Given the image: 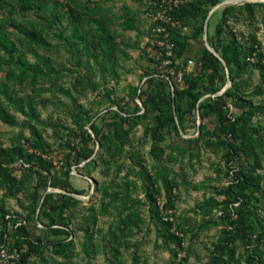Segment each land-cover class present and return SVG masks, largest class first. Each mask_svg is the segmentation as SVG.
<instances>
[{"label": "trees", "instance_id": "obj_1", "mask_svg": "<svg viewBox=\"0 0 264 264\" xmlns=\"http://www.w3.org/2000/svg\"><path fill=\"white\" fill-rule=\"evenodd\" d=\"M72 1L76 6L70 5L66 8L68 23L63 30L56 33L57 36L64 46L75 47L73 53L77 60L84 54L90 53L91 57L95 54L93 63L99 68L100 78L107 82V76L110 74L118 82L117 67L122 51L119 50V44L116 42V33L100 15L90 19L95 24V28L90 27L86 31L80 29L81 13L78 9L85 8V5L79 0ZM220 1L191 0L171 12L173 18L182 26L189 25L191 29L184 33L182 28L168 27L169 41L173 43L171 55H167L165 47L161 46L156 47L160 54L154 55L158 56L156 62L159 64L165 59L170 61L163 66L165 71H146L145 87H126L131 99L139 98L142 106L135 103L132 110H124L122 102L113 100L111 105L117 106L121 111L110 110L113 111L110 121H105L102 117L94 119L98 113L93 114L88 109L81 108L79 111L72 109L70 114L73 127L51 121L52 115H49L47 119L40 118L35 95L30 93L21 95L17 89L19 87L21 90L26 85L38 94L49 90L59 92L68 98L72 106L76 105L77 98L71 90L56 83L64 75V69L56 67L49 56L39 53V51L45 53L51 49L52 43L48 38L49 29L55 21L60 19L59 14L54 11L47 17L42 16L41 13L38 14L45 22L41 24L34 18L4 19L0 11V71L4 72V76L0 77V120L8 125L18 126L21 130L26 129L29 133L28 136H24V133L18 132L11 137L10 144L7 146H3L0 141V190H2L0 195V245L7 244L9 247L21 249L16 264H26L31 255H39L42 264H49L47 259L40 255V247H51L54 254L58 256L71 255L72 257L75 254L73 252L75 244L70 239L73 235L71 230L59 227L58 224L68 226L74 209L71 215H66V211L71 210L82 200L69 194L51 196L50 193H46L40 204L48 186L66 191L69 189L70 192L76 194L83 193V190L74 188L70 183L72 165H75L76 169L82 168L87 175H92V171L98 169L102 163L106 167L102 168L101 165L98 171L105 175L111 164L119 166L117 160L121 156H126L131 160L130 171L136 176L135 182L128 180L120 184L116 183L114 186H111L114 182H106L102 179L96 188V192L100 195L99 206L96 205V201H91L94 198L87 202L86 213L82 215L79 225L83 231L81 250L87 258V264H94L90 258L93 249L97 248L94 240V227L99 216L110 214L112 209L116 210L115 217L118 220L107 228L105 238L107 236L108 241L121 238L126 226L132 229L139 227V204L142 200L128 195L127 191L131 182H133L134 189L138 187L143 190L145 199L151 203L163 188L167 196V202L164 203L165 208L174 209L172 189L176 182L170 181V173L173 170L168 167L167 162L177 160V156L173 155L172 151L179 149V152L183 154L186 148H181L173 142L167 144L164 142L168 135L181 136L180 129L186 131L184 123L194 122L196 115L200 118L199 128H195V132L199 131L198 134L194 137L179 138L188 145L194 143L198 146L199 142L205 140L206 137H213L218 147L225 148L229 155H235V160L242 158L248 164L247 168L237 171L230 164L234 159L227 158L226 162L230 163L225 175L229 177L231 171L235 172V175L234 179L219 191V194L226 198L222 201L210 198L203 202L204 206L209 204L211 208L219 204L228 205L230 202H238L230 214L233 218L228 222L231 227L228 231L229 235L225 243L223 241L214 243L210 252L212 260L208 264H232L230 260L223 258V254H226V249L231 248L230 243L234 237L241 238L248 246L246 255L249 264H264V246L261 247V243L264 242V219L253 220L256 216V206L252 203L254 192L259 190L260 175L255 172L259 158L264 162V137L260 126L252 122V117L258 112H263L264 107L253 104L242 90L243 75L252 67L259 69L264 79V65L260 62L264 58L262 52L255 47L254 40L250 44L243 43L235 36L229 25L237 6H243L248 17L253 18L254 6H264V2L228 4L220 11H214L209 18L210 26L216 14L219 15L213 31L211 32L208 26L206 35L209 43L220 52L225 60L231 80V85L222 94L215 95L227 81L225 67L219 58L204 45L197 58L201 66L200 73L188 72L185 69L187 60L184 65L179 63V59L184 57L185 52L188 51L190 40L202 37L206 17L211 8ZM0 8H7L9 15L17 11L24 17L31 12L38 13L50 9L47 0H0ZM55 8L56 6L52 4L51 9L55 10ZM120 27L122 30L134 28L132 19L124 17ZM66 31H69L68 35H65ZM87 34L94 39L91 47L95 51L98 50L96 53H92L91 47L86 51H80L78 48V42L86 40ZM137 46V43L134 44V47ZM28 53L34 56L33 61L27 58ZM251 56H255L254 61L250 60ZM149 59L155 61L154 57H149ZM87 64L89 67L87 72H79V75L74 77L73 87L76 89L77 86L79 87L77 89L79 94L85 93L87 86L93 88L92 90L96 88V83L91 78L92 66L89 60ZM177 72H181V79L185 86H178L175 82L172 96L169 82L176 79ZM111 90L113 89L104 87L106 97L109 96ZM208 93L214 96H207L200 100L201 95ZM260 93H262L260 89L254 92V94ZM52 104L57 106L56 102ZM229 105H232L237 113L230 112ZM16 114H21L24 118L19 120ZM206 117L214 120L215 124L212 128L206 124ZM139 125L144 126L143 138L148 137L150 142L149 155L154 161L152 173L143 163L140 152L126 149L130 143L132 130ZM49 127L53 128L54 137L57 138H62L63 131H67L65 141L60 145L66 151L59 168L50 155L51 144L41 132V129ZM97 143L99 146L96 151ZM205 144H210V142L205 141ZM168 148L169 151H167ZM80 163L83 165L79 166ZM34 179H37L35 183H33ZM21 192L24 200L18 197ZM7 197L16 198L19 206L26 213L8 208L6 206ZM151 214L165 229L166 241L180 245V237L171 231L172 222L162 219L158 207H154ZM231 216L225 217L231 218ZM31 221H34L32 226L41 231L37 236L32 235ZM37 223L42 226L38 227ZM101 230L102 227H99L95 231L101 232ZM63 232L66 234L64 237H57ZM70 263V258L56 261V264Z\"/></svg>", "mask_w": 264, "mask_h": 264}, {"label": "rangeland", "instance_id": "obj_2", "mask_svg": "<svg viewBox=\"0 0 264 264\" xmlns=\"http://www.w3.org/2000/svg\"><path fill=\"white\" fill-rule=\"evenodd\" d=\"M79 1L85 5V8L78 9V12L81 13L80 29L86 31L90 27L95 28V24L90 19L100 15L105 23L116 33V42L119 44V50L122 51L119 58V66L117 67L119 73L118 82H116L115 78H112L110 74L107 76V82L100 78L99 68L93 63V55L95 54H92V57L90 53L84 54L77 60L73 53L75 47H69L68 45L64 46L61 39L57 36L56 33L63 30L68 23V10H66V8L70 7V5L75 7L74 1L47 0V4L50 7L48 11H40L38 13L31 12L26 17L19 15L20 13L17 11L15 14L9 15L7 13V8H0V11L3 13L1 17L4 19L7 18L9 20L10 17L17 18L18 20L34 18L41 24L45 22L40 19L38 14L41 13L44 17H47L52 11L59 14L60 19L55 21L54 25L49 29L48 38L52 43L51 49L45 53L42 51H39V53L40 55L44 54L49 56L56 67L64 69V75L56 83L71 90L77 98L76 105L72 106L68 98L61 95L59 92H52L49 90L38 94L31 87L26 85H24V88L21 90L19 87H17V89L21 95L25 93L35 95L40 118L47 119L49 115H52L51 121L55 123L61 122L69 127H73L72 116L70 114L72 109L74 111H79L81 108L88 109L93 114L95 112L98 113L94 119L102 117L105 121H110L113 113V111L110 110L121 111L117 106L111 105L113 100L122 102V108L124 110H132L135 103L142 106L139 98L131 99L128 88L126 87H145L146 77L144 75L146 71H165V68L160 65L161 63L159 64L156 62L157 58L154 56L156 53L155 46L152 44L148 46L150 44L149 40L153 37L150 31L152 24L151 20L146 18L144 13L154 0ZM52 4L56 6L55 10L51 9ZM228 4L242 5L243 3L237 1L225 5ZM225 5H221L213 10V12L220 11ZM253 10L254 17L249 18L244 7L237 6L229 21V25L235 36L243 43L250 44L254 40L255 47L262 52L264 58V6L255 5ZM124 17H130V19H132L134 28H129L128 30L121 29L120 23ZM218 17L219 15L217 13L212 19L210 26L209 24L207 25V29L209 26L211 32L214 29ZM190 29V26L187 25L186 30L182 29V31L187 33ZM84 31L82 32L85 34ZM68 34L69 31H66L65 35ZM93 40V37L87 34L86 40L78 42L79 50L86 51L87 48L91 47ZM136 43L138 46L134 47ZM203 45V35L195 40H190L188 51L185 52L184 57L179 59L181 65H184L186 60L188 61L191 59L193 61L194 64L185 66L188 72L195 74L201 72V66L197 62V58ZM90 49L92 53L98 51H95L92 47ZM149 57H154L155 61L149 59ZM27 58L30 61L34 60V56L31 53L27 54ZM87 60L90 61L92 66L91 78L92 81L96 83V88L92 90L93 88L87 86L85 93L79 94L80 92L77 90L79 87L77 86V89L73 87V81L74 77L79 75V72H87V68L89 69ZM260 62L264 65V59H261ZM227 73L228 71L226 70V76ZM2 76H4V72L0 71V77ZM175 78L176 79H172L174 88L175 82L178 86H185L182 79L179 81L177 76H175ZM104 87L113 89L108 97L105 96ZM257 89L262 90V93L254 94ZM242 90L246 93L247 97L252 100L253 104L264 107V79L259 69L252 67L249 72L243 75ZM212 95L214 96V94L209 93L201 95L200 100ZM52 102H56L57 106L53 105ZM142 108L144 109V107ZM231 112L237 113L234 109ZM16 117L19 120L24 118L21 114H16ZM205 122L209 128H212L215 124L214 120L209 117H206ZM252 122L260 126L261 134L264 137V111L256 113L252 117ZM199 123L200 118L198 115H196L194 122L187 121L184 123L186 131L184 132L180 129L181 136L179 137L189 138L197 135L199 131L195 132V128H199ZM143 127V125H139L132 130L130 134V143L126 146V149L140 152L143 157V163L152 173L154 171L152 168L154 161L151 155H149L150 142L148 141V137L143 138ZM20 131L24 133V136L29 135L26 129L21 130L18 126L8 125L0 120V141H2L3 146L9 145L11 137ZM41 132L51 144L50 155L54 159L57 168H59L66 151L60 145L65 141V133L67 131H63L64 136L62 138L54 137L53 128L51 127L41 129ZM179 137L171 134L167 136L166 142H164V144L173 142L181 148H186L183 154L179 152V149L172 151L173 155L177 156V160L167 162L168 167L173 170V172L170 173V181L172 183L176 182L173 184L172 189L175 202L174 209L165 208L164 203L167 202V196L163 188L152 203L148 201V199H145L143 190L138 187L134 189L133 182L136 181V176L130 171L131 160L127 159L126 156H121L117 160L119 166H115L114 163V166L111 164L105 175L98 171L101 165L102 168L106 167L101 162L98 169L92 171V175H87L82 168L76 169V166L72 165L69 178L70 183L74 188L83 190V193L80 195L86 198L80 199L82 200L81 203L77 204L71 210L66 211V215H71V211L74 209L73 217L69 225L61 226L58 224V226L71 230L73 235L70 236V239L74 241L75 248L73 252H75V254L72 257L71 255L58 256L54 254L51 247H40V255H43L49 264H56V261H64V259L68 258H70V264H87V258L81 250L83 231L79 228L81 217L86 213L85 208L87 202L94 198V201H91H96V205L99 206L98 199L100 195L96 192V188L102 179L106 182H114L111 186H114L116 183L120 184L121 182L123 183L124 181L130 180L133 182L129 185L127 191L128 195L142 200L139 204V227L132 229L126 226L121 238H113L108 241L109 238H107V236L105 238L106 231L112 223L118 220V218L115 217L116 210L112 209L110 214L99 216L97 224L94 227V240L97 248H92L93 251L90 261L94 264H208V262L212 260L210 252L214 247V243L222 241L225 243L226 237L229 235L228 231L231 230V227L228 222L233 218L230 214L233 208L237 206L238 202H230L228 205L219 204L215 208H211L209 204L204 206L203 202L210 198L218 201H222L226 198L222 194H219V191L228 184V181L234 179L235 175V172L231 173L229 177L225 175L230 163L226 162L227 158L234 159L230 164L232 165L231 167H234L237 171L247 168L248 164L247 161L242 158L235 160V155H229L225 148L218 147L213 137H206L205 140L199 142L198 146L194 143L188 145ZM205 141H209L210 144H205ZM98 146L97 143L95 148L96 151L98 150ZM167 151H169V148ZM82 165L83 163L79 164V166ZM255 172L260 175V183L259 190L254 192L252 199V203L256 206L254 221L264 219V162L261 158L258 160ZM127 175L128 178H126ZM86 176H89L91 179ZM37 177L41 176L37 175ZM36 181L37 179H34L33 183ZM137 181V183H139V180ZM28 188L30 189L31 186ZM48 188H51V186L46 188L41 198L42 201L46 193H50L51 196L67 194L63 192L61 188H59L60 190L58 191L46 192ZM1 193L2 190H0V195ZM18 197L22 200L25 199L24 196H22V192L19 193ZM226 200L229 201L228 199ZM6 206L14 211L26 213V211L19 206V202L16 198L7 197ZM39 207L40 205L38 208ZM154 207H158L164 221L172 222L171 231L180 237V245L166 241L167 233L165 229L158 220L152 217L151 210L154 209ZM225 216H231V218ZM33 224L34 221H31L30 230L33 236H37L41 231L40 229H35L34 226H32ZM99 227H102L101 232L95 231ZM65 235V232H63L57 237H64ZM230 246V249H226V254H223L224 259L230 260L232 264H249L247 260L248 256L246 255L248 246H246L245 241L239 237H234ZM263 246L264 242L261 243V247ZM114 249L116 250L115 255ZM11 264H16V261ZM26 264H42V262L39 255H31Z\"/></svg>", "mask_w": 264, "mask_h": 264}, {"label": "built area", "instance_id": "obj_3", "mask_svg": "<svg viewBox=\"0 0 264 264\" xmlns=\"http://www.w3.org/2000/svg\"><path fill=\"white\" fill-rule=\"evenodd\" d=\"M191 0H154L150 3L149 7L145 10L146 18L151 20V44L156 47H165V53L171 55V48L173 43L169 41V29L174 27L182 28L186 30V26H182L179 21L175 20L171 12L175 9L188 3ZM160 35V36H159ZM155 55L160 54V51H155ZM158 59V56H156ZM255 57L251 56L250 60L254 61ZM168 59H165L161 62L163 67L165 64L169 63ZM194 64L191 59L187 61V66ZM177 79L180 81L182 78L181 72H177ZM230 112L235 108L232 105H229ZM232 173V171L230 172ZM228 181L227 183H229ZM9 215H7L8 217ZM17 225V224H16ZM38 226H42L40 223H37ZM20 250L18 247H9L7 244L0 245V264H11L19 259Z\"/></svg>", "mask_w": 264, "mask_h": 264}, {"label": "water", "instance_id": "obj_4", "mask_svg": "<svg viewBox=\"0 0 264 264\" xmlns=\"http://www.w3.org/2000/svg\"><path fill=\"white\" fill-rule=\"evenodd\" d=\"M240 2V3H245V2H264V0H221L220 2H218L216 5H214L212 7V9L210 10V12L208 13V17L207 19L205 20L204 22V31H203V40H204V45L205 47L211 52L213 53L217 58H219V60L222 62V64L224 65L225 69L227 70V67H226V63H225V60L221 57V54L219 53V51L213 47L209 41L207 40V25H208V20H209V17L211 15V13L213 12V10H215L216 8L220 7L221 5H225L227 3H231V2ZM227 83L226 85L218 92L215 93V95H220L222 94L228 87L229 85L231 84V80L229 78V75L227 73ZM170 83V87H171V93H172V96L174 95V84L172 81L169 82ZM88 177L89 179H91L89 176H86ZM92 182V181H91ZM59 188H55V187H51V188H48L46 192L48 191H54V190H57ZM60 190V189H59ZM63 192H66L67 194L69 195H72L73 197H75L76 199H83V198H86L85 196H82L80 194H75V193H72V192H69V191H66V190H63L61 189ZM88 197V196H87ZM42 202V200H41ZM40 202V203H41Z\"/></svg>", "mask_w": 264, "mask_h": 264}, {"label": "bare ground", "instance_id": "obj_5", "mask_svg": "<svg viewBox=\"0 0 264 264\" xmlns=\"http://www.w3.org/2000/svg\"><path fill=\"white\" fill-rule=\"evenodd\" d=\"M59 189H57V191H58Z\"/></svg>", "mask_w": 264, "mask_h": 264}]
</instances>
